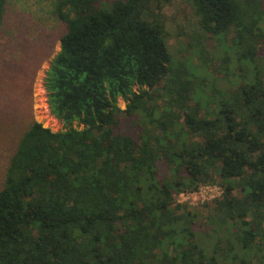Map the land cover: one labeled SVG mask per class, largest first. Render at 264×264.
<instances>
[{
	"label": "trees",
	"instance_id": "1",
	"mask_svg": "<svg viewBox=\"0 0 264 264\" xmlns=\"http://www.w3.org/2000/svg\"><path fill=\"white\" fill-rule=\"evenodd\" d=\"M173 1H56L44 82L64 127L33 120L6 160L0 264H226L176 203L218 180L213 231L264 246V0H185L199 31L179 49ZM229 237L214 252L238 264Z\"/></svg>",
	"mask_w": 264,
	"mask_h": 264
},
{
	"label": "rangeland",
	"instance_id": "2",
	"mask_svg": "<svg viewBox=\"0 0 264 264\" xmlns=\"http://www.w3.org/2000/svg\"><path fill=\"white\" fill-rule=\"evenodd\" d=\"M56 1L8 0L5 21L0 29V177L6 160L15 150L19 136L30 122L38 120L54 130L64 127L63 122L50 112L44 82L52 59L60 50V37L65 30L64 23L55 14ZM162 13L168 18L167 41L171 48H182L199 31L192 7L185 0H174L166 4ZM120 106L125 109L127 101L120 99ZM121 115L125 117L126 112H121ZM205 184L223 186L221 180L203 183L195 191H183L185 194L178 196L176 203L187 205L188 210L199 214L197 220L201 225L196 228L197 239L208 254H215L226 264H232V255L224 258L214 252V246L219 240L224 247L229 234L218 225L217 229L221 231H213L214 225L211 222L216 220L212 217L216 202L215 199L204 200L200 195ZM186 192L196 194L188 196ZM236 193L239 194V190ZM232 236L234 251L238 254L235 261L238 264L264 263V246L244 248Z\"/></svg>",
	"mask_w": 264,
	"mask_h": 264
},
{
	"label": "built area",
	"instance_id": "3",
	"mask_svg": "<svg viewBox=\"0 0 264 264\" xmlns=\"http://www.w3.org/2000/svg\"><path fill=\"white\" fill-rule=\"evenodd\" d=\"M203 187V191L200 193V195L202 194L204 200L205 199H216V198H220L223 196L224 194V187L218 184H205L202 186ZM201 187V188H202ZM214 192V193H213ZM188 193L187 195L190 196L191 194H196L193 192H186ZM185 192H181L179 194V196L184 195Z\"/></svg>",
	"mask_w": 264,
	"mask_h": 264
}]
</instances>
